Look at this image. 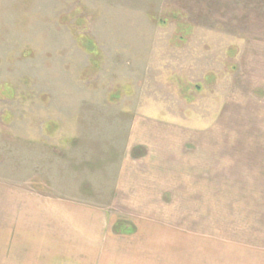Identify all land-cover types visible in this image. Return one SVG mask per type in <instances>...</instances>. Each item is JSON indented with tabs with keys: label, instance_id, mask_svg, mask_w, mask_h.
<instances>
[{
	"label": "rangeland",
	"instance_id": "1",
	"mask_svg": "<svg viewBox=\"0 0 264 264\" xmlns=\"http://www.w3.org/2000/svg\"><path fill=\"white\" fill-rule=\"evenodd\" d=\"M261 107L264 0H0V264L60 261L41 257L51 252L41 234L19 239L18 222L31 224L34 194L54 193L50 159L61 153L105 152L142 176L156 171L145 166L150 139H177L186 173L194 150L201 175L186 176L202 189L184 200H225L232 188L263 200L264 160L244 157L240 139L244 111ZM188 223L208 250V218Z\"/></svg>",
	"mask_w": 264,
	"mask_h": 264
},
{
	"label": "crops",
	"instance_id": "2",
	"mask_svg": "<svg viewBox=\"0 0 264 264\" xmlns=\"http://www.w3.org/2000/svg\"><path fill=\"white\" fill-rule=\"evenodd\" d=\"M252 114L243 113V155L263 161L264 114ZM76 140H65L67 151L78 144ZM150 140L152 158L145 166L156 170L155 174L150 170L142 176L136 171L124 174L121 161L105 152L97 154L99 149L97 155L85 159L63 153L51 158L49 177L54 193L48 199L34 194V199L26 201L33 217L27 219L30 225L18 222L19 239L27 231L35 233L34 240L41 234V241H47L51 250L43 251L41 257L60 258L53 260L55 264H264V195L259 201L238 200L232 188L224 191L229 199L219 200L216 195L208 201L184 200L182 194L188 188L193 192L202 189L186 180L187 175L194 180L201 176L195 171L194 150L190 155L194 171L187 174L186 163L177 156V139ZM169 167L176 169L175 175L170 176ZM176 177V185L170 186ZM215 188L211 192L217 194ZM167 191L173 199H164ZM22 199L25 196L18 201ZM18 204L25 206L24 201ZM203 208L210 211L202 212ZM203 217L209 220L208 250L200 248L195 234L187 237L186 223L201 226ZM119 222L117 232L113 226ZM190 232H200L199 227Z\"/></svg>",
	"mask_w": 264,
	"mask_h": 264
}]
</instances>
